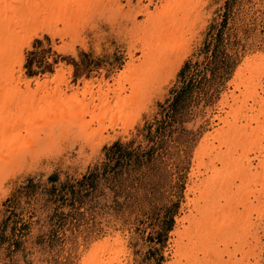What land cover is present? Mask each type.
Returning a JSON list of instances; mask_svg holds the SVG:
<instances>
[{"label":"rangeland","instance_id":"rangeland-1","mask_svg":"<svg viewBox=\"0 0 264 264\" xmlns=\"http://www.w3.org/2000/svg\"><path fill=\"white\" fill-rule=\"evenodd\" d=\"M119 1L123 7L122 12L112 14V9H108L110 7L108 1H105L108 4L106 8L103 6L104 8L101 9L102 15L98 11L93 13L92 15H96L90 18L92 24L82 28L83 30H79L80 32L78 31L74 36L76 40L75 44H72L74 50H82L92 45L94 54L89 59H84V56L77 57L75 51L65 53L63 59L59 54L54 53L52 70L41 72L35 67H27L24 47L23 74L28 80L45 82L52 79L55 82L64 70L67 75L60 81L66 79L71 88L68 89V93L72 94L76 88H80V100L87 103L90 96L85 100L81 94L84 84L92 81L95 102L88 110L82 112L84 118L77 124L78 129L73 125L75 122L71 121V125H67L70 119L65 120V118L68 117H60L61 112L65 115L63 105L51 106L55 101L52 97L57 88V84L52 80L49 81L51 89L47 92L48 96L41 93L43 97L41 94L37 98L31 97L34 102L30 113L35 115L40 113V117H47L50 125L57 116L61 120L58 126L55 122L52 123L51 130L54 134L48 136L46 142L42 140L45 145L42 144V147L35 152L38 156L32 153L33 158L30 156L27 163H19V166L14 168V175H10L0 187V261H4L5 264L17 258L26 260L29 264H83L85 259L93 257L96 246L107 238L113 240L118 233L123 245L122 249L114 246L113 253L119 258L112 264H121V262L122 264H157L158 261L160 264H170L178 258L176 253L178 248L175 243L180 240L174 232L177 229L183 230L181 225L178 226V221L191 210L190 207H186V194L192 181H197L191 176L193 169L198 171L195 158L202 145L201 142L203 143L211 134L216 135L215 131L224 127V124L218 125L217 118L226 116L221 112V102L224 98L231 97L233 84L245 60L255 56L262 57L258 49L261 47L260 39L264 32V0H201L203 7L199 5L198 0L194 2L191 0L192 4L194 3L193 7L197 4L200 9L197 12L193 11L198 13L195 14L197 17L192 16L193 19L190 21L193 22L191 23L193 28H186L185 31L187 36L184 41L188 44L184 48L187 47L189 53L184 65L174 75H168L169 77L157 74L159 72L156 70L157 75L152 74V76L160 83L158 84L160 90H156L158 85L157 87L148 85L146 95L132 112L136 117L133 119L134 123L128 119L125 129L120 121L116 122L119 125L114 132L111 128L114 124L112 121L116 120L113 118L114 113L109 112L107 116L105 106L98 107L100 100L96 93L97 85L102 83L104 92H107L109 85H113L111 89H114L117 83L115 81L121 74H125L124 69L130 61L128 51H133L135 55L134 65L138 69L146 70L148 64L144 55L147 57L151 55L148 58L156 60L159 52L155 47H152V50L145 49L146 45L143 42L145 39L154 41L151 38L155 34L154 30L161 31L159 23L164 20L165 15L161 6L166 7L168 11L177 7L175 2L177 0L173 3L171 0H154L150 12L140 16L136 14L138 10L146 8L149 3L147 0H131L130 3V0ZM168 4L170 9L167 8ZM156 8L160 14L155 17L156 20L149 23L146 14L153 13ZM183 12H188V6ZM177 14L181 13L175 11L176 21L171 24L173 27L180 21L178 19L180 16ZM128 15L132 16L130 21L127 20L130 18L127 17ZM61 20L62 18L59 23H62ZM62 27L60 25L59 28ZM222 31L223 34L219 33ZM89 33L92 34L91 39ZM44 36L48 37V42L54 48H61L63 42H66L60 37L53 42L47 34L38 39L44 42ZM143 50L148 51V54H143ZM153 51H156V54ZM102 52L107 56L106 60L101 55ZM113 52L116 53L115 57ZM241 56L244 58L241 59ZM15 70L19 78V67L16 66ZM64 84L67 85L61 83L62 89L65 90ZM125 86L128 91L120 94L121 98L130 94L129 84L125 82ZM116 87L118 88L117 85ZM35 88L33 87L34 90ZM180 94L181 107L176 112L174 122L166 128L163 142L157 144L160 140L149 137V132L152 131L153 136L156 134L160 127L159 122L164 119V108L174 103L176 96ZM239 95L237 91L236 96ZM113 96L112 93L109 94L112 102L110 107L115 110ZM41 100H45V104L49 103V105L45 107L44 101ZM23 102L26 106L24 109L28 111L30 107L26 104L27 99ZM229 104H234L231 98ZM69 105L78 107L73 102ZM226 110L229 111L228 108ZM55 112L60 116L55 115ZM132 113L130 116L133 117ZM100 123L108 130H104L103 135L97 132ZM48 131L50 130L46 131L47 135H49ZM101 136L105 138L118 136V139L111 146L101 147ZM116 143L127 147V152L131 151L143 156L134 157L131 163L124 162L117 170L118 176L112 171L108 172L106 168L109 164H115L111 157L112 147ZM217 143L216 141L214 145H218ZM209 146L211 148L212 142ZM153 149L155 151L152 154ZM251 156L256 157V154ZM207 161L208 159L206 163ZM254 163L259 165L260 172H264V155ZM96 170L99 171L100 177L96 181L94 190L72 205L70 195L62 187L63 184H75L85 176L96 173ZM2 177L0 173V181L3 180ZM54 177L58 179L56 183L50 181ZM32 185L36 186L35 191L31 189ZM190 198L194 199L195 196L190 195ZM254 217L257 219V214ZM262 219L264 221V218ZM261 220L258 221L261 239L256 250L257 257L246 259L249 263L252 261L250 264H256L257 261L259 264H264V222H260ZM180 244L187 245L188 240H181ZM247 248L240 247L239 260L243 256L247 257L245 254ZM182 263L185 264L186 261Z\"/></svg>","mask_w":264,"mask_h":264},{"label":"bare ground","instance_id":"bare-ground-1","mask_svg":"<svg viewBox=\"0 0 264 264\" xmlns=\"http://www.w3.org/2000/svg\"><path fill=\"white\" fill-rule=\"evenodd\" d=\"M105 1H108L109 4L105 3ZM147 1L149 3L146 8L144 7L145 9L138 10L136 15L141 16L145 12H150V7L154 5V0ZM171 1L172 3L174 2V0ZM194 1L192 0V2ZM198 1L199 5L202 6V1ZM175 2L177 3V7H174L173 10L170 9V5L168 4L167 8L170 9V12L166 7L161 6L166 15H164V20H161L159 23V29L161 31L158 29L154 30L155 34L152 33L154 35L151 37L154 41L145 39V42H143L146 45L144 48L147 50H150L152 47L158 49L156 50L159 52V55L156 56V60L154 58L152 60L148 58L151 55L148 57L144 55V58L146 57L145 62L148 64L147 69H138L134 65L135 55L133 51H128L130 61L124 69L125 74H121L115 81L117 83H115L114 89H111L113 85H109V87L107 83L108 89L107 92H104V85L102 83L97 85L98 91L96 93L99 95L100 100L98 107L104 105L107 116L109 112L110 114L114 113L113 118L116 120L112 121L114 124L111 125L114 132L116 126L119 125L116 122L120 121L123 124L122 127L125 129L127 128L126 123L128 119H131V122L134 123L133 119H136V117L132 112L136 109L142 97L146 95L145 91L149 88L148 85L157 87L160 84L157 82L156 77H154L156 79L153 78L152 74L154 76L159 74L169 77L168 75H174L184 65V61L189 53L187 47L186 49L184 48L188 44H185L184 41L187 36L185 31L186 28L192 27L191 23L193 22L190 23L193 19L192 16L197 17L195 14H198L193 11L197 12L200 6L196 4L193 7L194 3L192 4L191 0H177ZM106 4L110 5L108 9H112L113 12L109 13L116 14L117 12L123 11L119 0H0V34L4 35L10 41L9 47L0 50V173L3 175V180L0 181V187H2L4 181L10 175H14V168L18 167L19 163L28 161L27 159L32 153L38 151L42 147V144L45 145L42 142H46L45 140H47L48 136H53L54 132L51 130L52 123L55 122V125H57L61 118L68 117L65 118V120L70 119L67 125H71L72 121L73 123L75 122L73 125L77 127V124L84 118L82 112L88 110L95 102L94 84L92 81L83 83L81 97L83 95L84 99L87 100L86 97L90 96L87 103H84V100H80V88H76L72 94L68 93V89H71L68 82H66V79L60 81L66 77L67 73L60 69L62 74L59 78L57 77L55 82L51 79L54 84H57V88H55L56 92L54 91L55 94L52 93L54 94L52 98L55 101L54 103L52 102L51 106L61 107L63 105L65 115L61 112V109V116L55 112V115L58 114L61 118L57 116L55 121L50 125L47 117H40V113H36V115L32 112L30 113L29 111H31L34 102L31 97L37 98L41 93L47 94L51 89L49 82L51 80L45 82H40L39 80L32 81L24 76V47L26 42L34 41L35 38L38 39L44 34H47L52 38L53 42H55L57 37L66 41L63 42V48L75 49L73 46L75 44L74 41H76L74 40V36H76L79 30L81 31L83 30L82 28H86L85 25L89 27L91 23L90 18L96 15L92 14L96 11L101 14V9L106 8ZM186 5L188 6L187 13L183 12L187 7ZM158 8L153 13L146 14L149 23L152 20H156L155 17L160 14ZM193 8L195 9L193 10ZM175 11L181 14H177V16H180L178 18L180 21L173 27L171 24L176 21L174 19ZM59 17L60 19L62 18V23H59ZM127 17H130L127 18L129 21L132 18L131 15ZM60 25L63 26L62 29L59 28ZM39 29H42L43 32L37 36L36 33ZM82 44L84 45V43ZM142 52L144 54L148 51L144 52L143 50ZM153 52L155 53L156 51ZM16 66L20 70L18 74L20 75L19 78L16 74ZM69 74L71 73L69 72ZM62 82L67 84H64L66 86L65 90L62 89ZM125 82L129 84L131 91L128 96L121 98L120 94L128 91ZM263 83L264 59L255 56L245 60L233 84L234 90L231 92L230 98L234 104H229L230 98H224L221 102V112H224L226 116L217 118L219 119L218 125L224 124V127L217 129L215 131L216 135L211 134L205 138L203 143L201 142L202 145L196 154L195 159L198 163H196L198 171L196 172L193 169L191 177L196 178L197 181L191 180L192 185L188 187L186 194V207H190L191 210L189 214H185L178 221V226L181 225L183 230L177 229L174 232L178 236V240L183 241L187 239L188 244H180V241L177 240L178 242L175 244L178 248L176 250L178 258L170 264H183L182 261H186L185 264H250L252 261L249 263L246 259L253 256L257 257L256 250L261 239L258 221L264 218V172L259 171V165H255L254 161L258 160L261 155H264ZM159 86L156 90H160ZM33 87H36L35 90ZM237 91L240 93L239 96H236ZM110 93L114 95L112 98L115 103V110L113 108L111 109L112 102L109 99ZM52 94L49 95L53 96ZM26 99V104L30 107L28 111L24 109L26 106L23 101H26ZM45 100H43L44 104L46 103ZM150 100L152 101V99ZM70 102L78 105V107H71L69 105ZM47 104L49 105V103ZM47 104L44 106L46 107ZM227 108L229 111L226 110ZM95 109L98 108L96 107ZM89 112L91 111L89 110ZM131 113L133 117L130 116ZM102 120H104L103 117ZM63 122L66 121L63 120ZM99 126L97 132L103 135V131L106 128L101 123ZM53 129L55 128L53 127ZM47 130H50L48 131L49 135L46 134ZM90 131L92 130L90 129ZM62 135L64 136V134ZM117 139L118 136L108 138L101 136L102 141L100 145L101 147L103 145L111 146ZM216 141L218 145L215 146ZM210 142H212L213 146L211 148L209 146ZM34 146L37 150L33 149ZM252 154H256V157H252ZM204 155H207V157ZM31 157L33 158V156ZM206 159H208L207 163ZM203 169L205 172H201V170L204 171ZM202 176L204 177L203 179ZM190 195H194L195 198L191 199ZM255 214H257L259 219L258 217L254 219ZM262 221L263 219L260 222ZM118 234L113 240L107 238L96 246L95 252L92 250L94 252L92 254L93 257L91 259H85L83 264H112L114 260H117L119 256L113 253L115 252L114 246L122 249L123 245ZM253 243L255 244L253 245ZM240 247L248 248L245 250L247 257H242V254H240L242 258L239 260ZM256 264H259V261Z\"/></svg>","mask_w":264,"mask_h":264},{"label":"trees","instance_id":"trees-1","mask_svg":"<svg viewBox=\"0 0 264 264\" xmlns=\"http://www.w3.org/2000/svg\"><path fill=\"white\" fill-rule=\"evenodd\" d=\"M219 33L223 34V31ZM181 100H182L181 94L179 96H176L175 102L169 105L168 107L164 108V111H163L164 119L161 122H159L160 127L157 130L156 134L153 136L152 131L149 132V137L153 139L156 137V139L158 138L160 140V141H157V144H161L163 142L162 138L164 137V134L166 133V128L172 122H174L175 117H176L175 116L176 112L181 107L180 105V103L182 102ZM126 148L127 147H125L124 145L120 143H116L112 147L113 156L111 157V159L112 161H115V164L113 165L109 164L106 166L108 172L112 171L114 172V174H116V176H118L119 171L117 170L122 167L124 162L128 161L131 163L134 157L136 158L143 157L141 155H136L134 154V152H131V151L127 152ZM154 151L155 149L152 150V154L154 153ZM98 170H96V173H91L88 176H85L81 181H78L75 184H70V183L63 184L62 187H64V190L67 191V193L70 195V202L72 203V205H74L80 199H83L86 196H88L91 190H94L96 181L100 177ZM50 181L52 183H56L58 179L54 178V179H50ZM31 189L35 191L36 186L32 185ZM57 196L59 197V195Z\"/></svg>","mask_w":264,"mask_h":264},{"label":"snow or ice","instance_id":"snow-or-ice-1","mask_svg":"<svg viewBox=\"0 0 264 264\" xmlns=\"http://www.w3.org/2000/svg\"><path fill=\"white\" fill-rule=\"evenodd\" d=\"M87 27V25H85ZM43 32L42 29H39L36 33L37 36H39ZM89 38H92V34L89 33ZM44 42H41L40 39H35L31 42H26L25 48L26 52L25 55L27 56V67L32 68L35 67L41 72L43 71H51V65L54 62V53L59 54L60 58H64L65 53H71L72 51L76 52L77 57L84 56V59H89L94 54V49L92 45H88L87 48H83L82 50H74V49H68V48H54L53 45L48 42V37H43ZM59 43V41H57ZM261 47L258 49L261 56L264 57V32L261 34L260 39ZM10 41L4 37V35L0 34V50H2L5 47H9ZM11 50V49H10ZM255 51V49H254ZM87 53V55H85ZM103 58L106 60L107 56L101 53ZM113 56H116V53L113 52ZM137 56L139 58V53H137ZM244 57L241 56V59ZM97 66H100V62L98 60ZM34 74V73H33ZM195 142V141H194ZM55 178V177H54ZM0 264H5L4 261H0ZM8 264H29L28 261L17 258L15 260H10ZM157 264H160L158 261Z\"/></svg>","mask_w":264,"mask_h":264}]
</instances>
